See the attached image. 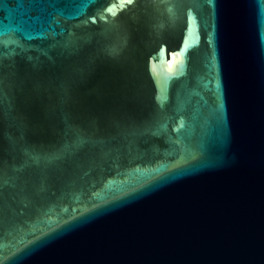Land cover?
<instances>
[{"label":"water","instance_id":"1","mask_svg":"<svg viewBox=\"0 0 264 264\" xmlns=\"http://www.w3.org/2000/svg\"><path fill=\"white\" fill-rule=\"evenodd\" d=\"M7 9L0 264H264V0Z\"/></svg>","mask_w":264,"mask_h":264},{"label":"snow or ice","instance_id":"2","mask_svg":"<svg viewBox=\"0 0 264 264\" xmlns=\"http://www.w3.org/2000/svg\"><path fill=\"white\" fill-rule=\"evenodd\" d=\"M24 5L20 4V7L22 8ZM7 10L9 14L17 11L16 9H7V0H0V11H5Z\"/></svg>","mask_w":264,"mask_h":264}]
</instances>
